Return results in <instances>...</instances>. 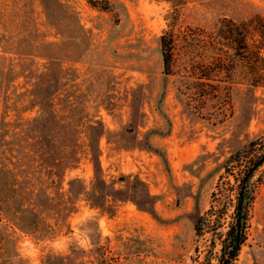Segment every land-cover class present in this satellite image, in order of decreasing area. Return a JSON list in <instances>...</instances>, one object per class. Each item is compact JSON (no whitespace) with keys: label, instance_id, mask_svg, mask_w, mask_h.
Segmentation results:
<instances>
[{"label":"rangeland","instance_id":"374dc122","mask_svg":"<svg viewBox=\"0 0 264 264\" xmlns=\"http://www.w3.org/2000/svg\"><path fill=\"white\" fill-rule=\"evenodd\" d=\"M61 1L74 13L57 34L39 0H0V34L2 24L17 31L13 39L0 35V264H11L20 236L71 237L89 209L108 235L93 231L87 251L72 246L64 254L75 248L73 264H219L217 236H198L195 222L211 206L225 160L264 134V77L246 76L239 63L230 98L202 103L179 74L183 41L166 74L160 37L170 29L210 31L229 18L248 22L259 38L264 0H111L108 10ZM26 5L30 23L20 19ZM193 49L201 62L202 49ZM55 118H74L77 127ZM66 138L79 140L81 162L51 173ZM255 178L262 183L234 264H264V165ZM21 203L33 210L18 215ZM50 254L42 250L41 264Z\"/></svg>","mask_w":264,"mask_h":264},{"label":"trees","instance_id":"16d2710c","mask_svg":"<svg viewBox=\"0 0 264 264\" xmlns=\"http://www.w3.org/2000/svg\"><path fill=\"white\" fill-rule=\"evenodd\" d=\"M88 2L92 6L103 10H108L111 7V0H88ZM39 3L43 8L42 12L46 17L48 26L55 28L57 34H61L60 26L64 25L68 14L73 15V9L61 0H39ZM23 11L27 13L21 16L20 19L24 18L26 23H30L32 19L29 15V7L26 5ZM3 15L8 20L10 19L6 13H3ZM52 19L55 22H52ZM16 23L13 22L12 24ZM2 25L4 32L0 35L2 37L12 35L10 39H13L17 31L12 30L9 24ZM32 29L33 27L30 26L28 32H32ZM254 30L255 28L246 21L238 22L229 18L222 19L219 25L210 31L204 29L193 30L192 28H189V31L180 30L179 32L175 29L167 30L160 37L164 72L172 74L176 59L175 50L178 46V40H181L183 41L182 54L186 56V59L179 66V74L185 80H190L188 84L190 85L189 88L192 89V97L202 103L210 98L218 101L225 98L229 99L232 90L230 79L239 63L246 76L255 79L264 77V28L256 30L259 33V38L254 36ZM48 44L55 43L48 42ZM196 46L202 49V60L198 63L194 62L192 57L193 47ZM232 50H236L240 57L235 58L236 52L233 53ZM4 51L7 52V50ZM60 70L63 71L62 66H60ZM38 78L43 80L38 79L39 84H45L42 76H38ZM259 81L252 80L249 83L253 86H259ZM28 91L31 92L30 89ZM30 94L34 95L35 93L31 92ZM57 95L60 99H63L61 97L62 92H57ZM54 120L57 121L58 126L64 125V128L77 127L74 118L69 121L59 118ZM33 122L34 120H27L25 126L30 129V126H35ZM93 122L90 121V125L95 127L92 124ZM54 142L56 144V141ZM77 143H79V140L73 144V141L66 138V143L61 146L63 156L54 159L55 167L48 168L49 172L54 173L56 167L67 170L76 168L80 164L82 156ZM49 154L51 152L45 153L44 156ZM263 165L264 134H260L247 141L225 160L224 172L220 175L211 195V206L195 222V231L198 236H203L212 231L217 236L220 244L219 264H234L243 244L247 240L251 210L257 190L262 183L261 178L257 179L255 177ZM28 192L29 190L26 188L20 189L19 196L23 199ZM1 201L0 199V204ZM28 208L33 210L30 204L26 206L21 203L18 215L24 214ZM20 225L23 227V224ZM222 228H226V230L222 231ZM216 245V239L214 238L212 247ZM77 253L75 248L73 252L68 254L57 255L52 253L45 263L73 264Z\"/></svg>","mask_w":264,"mask_h":264},{"label":"clouds","instance_id":"9594fccd","mask_svg":"<svg viewBox=\"0 0 264 264\" xmlns=\"http://www.w3.org/2000/svg\"><path fill=\"white\" fill-rule=\"evenodd\" d=\"M97 216L98 213L92 209L81 212L76 218L71 237L57 235L44 242H38L28 235L18 237L16 255L11 264H20V261L25 264H41V252L45 248L57 255L66 253L74 245L85 251L89 250L93 246V231L98 230L101 236L108 235L106 221Z\"/></svg>","mask_w":264,"mask_h":264}]
</instances>
